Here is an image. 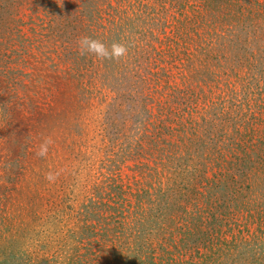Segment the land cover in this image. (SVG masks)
I'll return each instance as SVG.
<instances>
[{"label":"rangeland","instance_id":"obj_1","mask_svg":"<svg viewBox=\"0 0 264 264\" xmlns=\"http://www.w3.org/2000/svg\"><path fill=\"white\" fill-rule=\"evenodd\" d=\"M154 253L264 264V0H0V264Z\"/></svg>","mask_w":264,"mask_h":264},{"label":"clouds","instance_id":"obj_2","mask_svg":"<svg viewBox=\"0 0 264 264\" xmlns=\"http://www.w3.org/2000/svg\"><path fill=\"white\" fill-rule=\"evenodd\" d=\"M79 54L85 53L94 54L99 59L119 60L128 55V47L124 43H112L111 49L100 40L93 39L88 36H83L78 40ZM53 143L50 137L45 138L41 143L39 151L36 153L39 157H46L48 154L49 146ZM50 182L56 179V174L49 172L45 177Z\"/></svg>","mask_w":264,"mask_h":264},{"label":"trees","instance_id":"obj_3","mask_svg":"<svg viewBox=\"0 0 264 264\" xmlns=\"http://www.w3.org/2000/svg\"><path fill=\"white\" fill-rule=\"evenodd\" d=\"M241 146V145H239ZM238 158V157H237ZM138 192H141V190H138ZM152 243H147V247L149 245H151ZM153 245H154V248H155V251L157 252V248L159 249V247H164V246H159L158 244H156L154 241H153ZM150 249H154L153 246L151 245L149 247ZM160 254H152L153 258L150 259L149 262H146V260L143 262L141 260V258H139L138 260L134 259V260H129L127 264H184L182 263V259H178V258H175V257H169L168 255H160ZM166 257H169L170 259H167ZM165 259V260H164ZM139 262V263H138Z\"/></svg>","mask_w":264,"mask_h":264}]
</instances>
